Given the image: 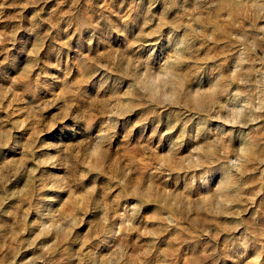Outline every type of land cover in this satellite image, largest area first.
Returning a JSON list of instances; mask_svg holds the SVG:
<instances>
[{
  "label": "rangeland",
  "instance_id": "1",
  "mask_svg": "<svg viewBox=\"0 0 264 264\" xmlns=\"http://www.w3.org/2000/svg\"><path fill=\"white\" fill-rule=\"evenodd\" d=\"M0 264H264V0H0Z\"/></svg>",
  "mask_w": 264,
  "mask_h": 264
}]
</instances>
